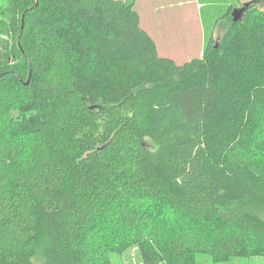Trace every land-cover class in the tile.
<instances>
[{"label":"trees","instance_id":"1","mask_svg":"<svg viewBox=\"0 0 264 264\" xmlns=\"http://www.w3.org/2000/svg\"><path fill=\"white\" fill-rule=\"evenodd\" d=\"M136 2L0 0V264L264 257V11L179 65Z\"/></svg>","mask_w":264,"mask_h":264},{"label":"rangeland","instance_id":"2","mask_svg":"<svg viewBox=\"0 0 264 264\" xmlns=\"http://www.w3.org/2000/svg\"><path fill=\"white\" fill-rule=\"evenodd\" d=\"M252 1L264 11V0H137L135 8L141 16L142 28L156 42L159 56L181 65L200 58L209 37L218 40L233 19V11ZM110 258L111 264H143L137 248ZM41 263V257L37 256L34 264ZM197 264H264V257L214 263L211 256L200 255Z\"/></svg>","mask_w":264,"mask_h":264},{"label":"water","instance_id":"3","mask_svg":"<svg viewBox=\"0 0 264 264\" xmlns=\"http://www.w3.org/2000/svg\"><path fill=\"white\" fill-rule=\"evenodd\" d=\"M253 3H256V1L248 2L244 5V7L240 9H235L233 11V20L234 22H237L239 19H241L242 15L244 14L245 10Z\"/></svg>","mask_w":264,"mask_h":264},{"label":"crops","instance_id":"4","mask_svg":"<svg viewBox=\"0 0 264 264\" xmlns=\"http://www.w3.org/2000/svg\"><path fill=\"white\" fill-rule=\"evenodd\" d=\"M141 22H142V20H141ZM148 31V30H147ZM149 32V31H148Z\"/></svg>","mask_w":264,"mask_h":264}]
</instances>
